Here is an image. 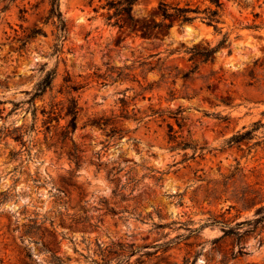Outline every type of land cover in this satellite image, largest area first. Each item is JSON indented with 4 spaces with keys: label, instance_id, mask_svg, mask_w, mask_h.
<instances>
[{
    "label": "rangeland",
    "instance_id": "1",
    "mask_svg": "<svg viewBox=\"0 0 264 264\" xmlns=\"http://www.w3.org/2000/svg\"><path fill=\"white\" fill-rule=\"evenodd\" d=\"M107 1L61 0L63 42L48 0L0 3V264H264V0H222L220 31L157 26L160 0L119 27Z\"/></svg>",
    "mask_w": 264,
    "mask_h": 264
},
{
    "label": "trees",
    "instance_id": "2",
    "mask_svg": "<svg viewBox=\"0 0 264 264\" xmlns=\"http://www.w3.org/2000/svg\"><path fill=\"white\" fill-rule=\"evenodd\" d=\"M16 0H0V3L2 2H14ZM139 0H108L104 5L101 6V8H104L108 11V17L107 19L110 21H113L112 25H117L119 27H123L122 19H125L128 21V24L133 30L136 19L134 14V7L136 3ZM234 3H237L242 8H248L253 7L255 8V3L259 0H231ZM49 9L48 14L46 16V21L52 23L56 26L57 29V40L60 42H63L67 36L68 28L66 19L64 17V14L61 9V0H48ZM261 6V5H260ZM6 7V6H5ZM159 16H161V21L157 23V26H160L161 24H167L168 26H172L176 21H178L180 24L184 23H193L194 21L200 19L201 21L205 22L208 25L214 26V28L217 31H220L222 27L219 26L220 23H222V15L224 10V2L222 0H211V4L207 5L205 7H201L200 5L193 6L189 1L186 2L184 5H182L180 2L173 3L169 2L167 0H160L159 5ZM22 12H26V10H22ZM255 19L260 17L259 12H254ZM248 27L251 28H258L261 27V24L258 23H252ZM46 35L44 30L39 27H33L31 28V32L28 34V38L36 37L38 35ZM27 39L23 41V44L26 43ZM231 44L230 38L228 33H225L222 37V39L216 44L215 46H208L205 49H197L196 47H193L189 52L191 53V59L194 56H201L203 61L213 60L215 53L222 49L223 47H227ZM57 47V46H56ZM58 49V48H57ZM192 69L190 72H193ZM57 70L51 69L48 70L46 75L43 77L41 81L38 82V87L36 93L33 95L32 99L34 100L37 96L42 95L46 92L47 89L51 88L53 86L54 79L56 78ZM44 113H46L44 111ZM79 113V107L77 104L76 98L70 99V106L68 107L66 111V115L70 117V120L65 127V130L63 131L64 137H68L70 133H72L76 127H77V116ZM51 119H54L51 115H49L48 122L51 121ZM171 130H173V127L171 126ZM235 136L231 137V141L235 140ZM77 158V156L75 157ZM76 164L78 165V161H76ZM251 194L244 195L245 198H248V200H256V197L258 196V193L252 196H249ZM264 198H262L259 202H263ZM114 210V209H111ZM256 214L258 215L255 219H249L248 222L255 226H258V224L261 221H264V205L260 206L256 210ZM231 234V233H228ZM234 235L241 236V233H238L237 231H233ZM241 238V237H240ZM110 254H104L102 257V261L96 263L98 264H120V261L115 263L116 260L109 257ZM115 260V261H114ZM127 263L128 264H143V261L136 260L135 263H132L131 258L128 259L127 257Z\"/></svg>",
    "mask_w": 264,
    "mask_h": 264
},
{
    "label": "water",
    "instance_id": "3",
    "mask_svg": "<svg viewBox=\"0 0 264 264\" xmlns=\"http://www.w3.org/2000/svg\"><path fill=\"white\" fill-rule=\"evenodd\" d=\"M189 28H190V31H189V34L190 35H195V34H197V32H198V27L197 26H195V25H191V26H189Z\"/></svg>",
    "mask_w": 264,
    "mask_h": 264
}]
</instances>
